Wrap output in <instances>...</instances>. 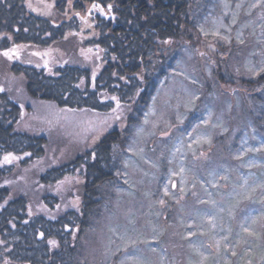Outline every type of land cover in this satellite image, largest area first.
<instances>
[{
  "label": "trees",
  "instance_id": "1",
  "mask_svg": "<svg viewBox=\"0 0 264 264\" xmlns=\"http://www.w3.org/2000/svg\"><path fill=\"white\" fill-rule=\"evenodd\" d=\"M221 1L72 0V9L77 12L84 11L86 7L92 9L93 4H99L104 9L103 15L98 10L91 11L95 12L92 18L95 34L86 43V54L80 58L79 54L67 53L68 60L49 63L51 66L12 64L11 72L23 78L25 91L31 99L52 103L59 108L110 113L117 108L112 97H117L120 108L132 110L128 125H138L159 88L175 74L182 75L184 69L192 67L191 61L200 59L201 25L213 21ZM109 5L111 12L108 11ZM62 7L63 3L58 5L63 12ZM224 20L228 23V16ZM80 24L77 16L54 23L48 17L31 12L25 0H4L0 3V51L15 45L50 48L61 43L66 36L79 33ZM261 31L262 23L255 33ZM240 40L244 41V37ZM259 50V47L251 50L249 57L253 62L260 55ZM211 73L213 76L216 74L213 85L209 82L202 87L209 102L199 112L194 109L191 120L178 125L173 121L169 129L177 128L174 142L166 141L167 144H163L165 149L162 145L160 147L165 150L164 157H168L175 139L181 138L191 144L195 138L200 141L201 137L204 138L202 144L208 149H201V152L205 158L196 162L193 169L196 174L190 177L202 197L190 202L192 193L189 192L184 198L186 205L192 207V223L195 220L199 223L212 214L215 218L219 215L224 224L225 219L230 221L225 217L224 208L234 206L231 221L234 227L230 223L232 231L229 236L235 243L236 238L242 239V258L253 259L257 255L248 248L249 237L245 232L243 235L242 231H238L237 223L243 228L251 226L253 231L254 227L257 230L256 222L260 221L264 232V72L236 79L227 78L219 69ZM176 79L179 77L176 76ZM216 99L223 100V111L212 104L211 101ZM19 114L15 100L0 92V204L4 205L0 208V241L5 242L0 245V253H3L4 247L10 248L11 252L6 255L11 258L12 264H85V253H88L85 243L89 241L91 246L95 242L90 237L96 230L105 233L107 245L104 250L115 252L109 244L113 238L116 239L112 231L120 220L111 223L108 219L117 218L113 215L118 211L115 201L118 200L119 189L122 192L125 190L120 199L122 203L133 200L132 204H136L137 208H144L143 202L152 203L149 208L152 216L149 215V218H154L158 230H162V239L157 242L156 248L163 246L162 242L166 240L164 234L171 222L170 214L166 216L158 211L162 207L160 200L167 205V198L159 190L167 170L165 159L158 162L159 167L155 170V176H159L157 181L147 175L145 180L148 183L151 181L147 183L148 187H144L142 192L131 190L128 183H119L124 165L128 163L126 152L129 141L122 137L124 133L120 137L119 132L111 131L83 155H77L72 163L44 171L39 168L41 172L32 170L28 180L21 176L28 166L38 164L44 158L47 142L45 137L18 130ZM205 120L207 123H204ZM146 148L152 150L154 156L158 154V148L153 143ZM9 154L20 156V162L5 163L4 157ZM77 173L82 181L79 194L75 189L62 187ZM131 183L136 185L133 181ZM227 194H232V199L214 209L215 199ZM127 196L133 199L128 200ZM171 200L177 201L175 205L179 204V210L183 212L180 197L176 195ZM199 204L203 208L201 211L195 207ZM248 205H251V217L245 216V219L250 220L242 222L240 213ZM167 209L171 210V207ZM181 212L176 214V220L173 219L176 223L184 222ZM236 212H239V218H236ZM121 221L123 229L124 222ZM131 222L125 225L124 234L132 232L134 222ZM182 228L183 232H179L178 237L166 242L177 244L180 241L184 256L197 264L191 248L194 244L190 245V241L185 239L189 227ZM121 229L117 230L123 233ZM254 233L258 234L257 231ZM49 239H55L58 246L50 249ZM147 247L138 262L144 261L146 254L151 256ZM148 258L144 264H149ZM208 258L199 264H214ZM217 264L222 263L218 261Z\"/></svg>",
  "mask_w": 264,
  "mask_h": 264
},
{
  "label": "rangeland",
  "instance_id": "2",
  "mask_svg": "<svg viewBox=\"0 0 264 264\" xmlns=\"http://www.w3.org/2000/svg\"><path fill=\"white\" fill-rule=\"evenodd\" d=\"M62 3L63 12L58 9V5L61 6ZM25 4L34 14L48 17L54 23H60L72 16H77L81 21V30L79 33L66 36L61 43L47 49L26 45L12 46L5 51L17 46L20 47L17 48L16 55H13L11 59L2 55L5 51H0V92L9 96L18 104L20 109L18 130L45 137L47 142L44 158L38 164L28 166L20 176L27 179L30 173L33 172L32 170L41 172V170L44 171L57 165L70 164L77 155H83L102 136L111 131L119 132L120 137L122 136L121 133H124L122 137L129 141L127 154L125 153L128 163L127 166L124 165L122 174L119 177L120 184L124 181V183L131 185V190L137 189L138 192H142L144 187H148V182L145 180L147 175L153 177L154 180L156 178V181L158 180L159 176H155V170L159 167L158 162H164L165 159L167 163V170H165V176H163L164 181L159 188L162 195L167 198V205L163 203L158 211L162 215L166 214L167 216L170 214L168 216L171 217V222L167 233L164 234L166 240L162 242L163 246L158 243L161 251L156 248V244L162 239V230H158L154 218H149L151 213H149V208L152 203L149 201L143 202L144 208H137L136 204H132L133 200L130 202L124 200L122 203L120 199L124 196L122 193L125 190L122 192L119 189L118 200L115 201V207L118 211L113 215L117 218L109 217L108 219V222L111 223L120 220L119 225L112 231V236L116 239L113 238L112 243L109 244L110 249L116 251L111 252L108 249L110 251L108 253L107 250H104L107 245L104 240L105 233L96 230L93 232L94 236L90 237L95 242L91 243V246L89 241L85 243V249L88 251V253H85V264H142L148 257L149 264H195V262L189 261L188 257L184 256V252L180 248V241H177L178 245L172 243V241L166 242L168 239L178 237L179 232H183L182 227L186 228V225L187 228L189 227V234H186L185 239L190 241V245L194 244L191 248L195 253L197 264L204 262L208 257L214 264H217L218 261H221L222 264H264V236L262 235L264 232L260 221L256 222L257 230L256 227L253 229L258 234L249 236L245 233L249 237L247 241H250L247 243L248 248L252 249L254 255H257L253 259L242 258L243 256H240V251L244 248V243L240 242L242 239L236 238L237 242L235 243L232 236H229L232 231L230 223L233 220L234 206L224 208L223 211L227 215L225 217L230 218V221L225 219L224 224L220 221L221 217L219 215L215 218L212 214L211 217L208 216L210 218L205 220L203 218L199 223L196 220L192 223L193 216L190 211L192 207L186 205L187 202L184 198L189 192L192 193L189 199L190 202H196V197H202L200 189L192 184L190 177L192 174H196V172H193L196 162L200 158H205V154L201 152V149L203 151L208 149L204 148L205 144H202L204 138L201 137V141L195 138L191 144L183 142L181 138L175 139L176 142L169 149L168 157H164L163 153L165 152L163 144L166 145V141L169 142L170 140L174 142V133L177 128L175 129L174 126L171 130L169 129L173 121L178 125L191 120L193 110L199 112L203 109L204 104L209 102L207 100L209 98L204 94V88L202 87L209 82L213 85L216 78V74L213 76L211 73L213 70L219 69L226 74L227 78L236 79L258 74L248 71V67L255 69L264 67V0H222L213 21L201 25L200 40L203 55L200 54L199 60L190 62L192 67L184 69L186 75L184 73L182 75L175 74L179 79L174 76L159 88L143 119L135 126L128 125L127 120L132 115V110L129 109H117L115 107L116 111L112 110L110 113H98L85 109L70 110L59 108L52 103L31 99L27 95L23 78L11 72V65L27 63L42 67L49 63L66 61V58L68 60L70 57L67 53L79 54L81 58L87 52V41L95 34L92 22L95 12H89L87 7L81 12L74 11L72 6H69V0H25ZM253 4L257 6L252 7ZM29 5L31 6L29 7ZM257 8L258 10L255 11ZM225 16H228V23H225ZM261 23L263 31L256 34L255 32ZM213 32H219L220 36L227 39H220L211 35ZM204 33H209V35H204ZM242 36L244 37L243 44L238 42V39L240 40ZM254 47L260 48V55L253 62L249 55ZM81 60L84 61V59ZM51 64L49 65L51 66ZM223 87L226 88V86ZM194 97H198V99H194ZM199 101L200 103H198ZM222 101L216 99L211 102L223 111ZM194 103H196V106L193 108ZM220 109L218 108V110ZM117 115L120 116L118 120L115 119ZM141 129L142 131H140ZM159 139H162V141ZM205 141H207L206 138ZM150 143L158 148V154L155 156L152 150L148 151L146 148ZM161 145L164 149H161ZM11 156L15 159H12L10 163L20 162V156ZM184 160L186 161L184 162ZM146 171L147 174H145ZM19 181L22 182L23 179H19ZM132 181L136 185L132 186ZM81 184V176L77 173L75 177L66 180L62 187L70 190L75 189V192L78 193L81 190ZM173 184H175V187H173ZM165 189H167L168 195L164 194ZM126 194L129 195V191ZM176 195L182 201L183 212L179 210V204L175 205L178 202L171 200ZM131 197L127 196V199L131 200ZM230 199H232V194L218 197L213 203L215 206L213 208L216 209L219 204H224ZM172 202L175 206L171 205ZM168 207H171V210L167 209ZM195 207H199L198 210L200 211L203 209L201 204ZM136 208L137 210L134 211ZM250 208L251 205H248L240 213L242 214V222L250 220L245 219V216L251 217L249 214ZM180 212L183 215L184 222L178 221L176 223L175 216ZM197 213L200 215L199 212H195L196 215ZM133 214L135 215L133 216ZM235 214L238 215L236 218H239V212ZM133 218H135V221ZM173 219L175 220L173 221ZM121 220L124 222L123 229H121ZM130 222L131 224L134 222V228L130 234H124L125 225H129ZM231 224L233 226V222ZM237 224L238 231H242L241 233L244 235L243 225ZM117 229H121L123 233H120ZM116 232L119 233L116 234ZM118 237H122V239H118ZM144 241H147V243ZM168 244L170 245L167 246ZM146 247L151 256L146 254L144 261L138 262L141 258L140 255H144ZM153 248L156 249L155 252L151 250ZM233 252H235V255H233Z\"/></svg>",
  "mask_w": 264,
  "mask_h": 264
},
{
  "label": "snow or ice",
  "instance_id": "3",
  "mask_svg": "<svg viewBox=\"0 0 264 264\" xmlns=\"http://www.w3.org/2000/svg\"><path fill=\"white\" fill-rule=\"evenodd\" d=\"M0 3H4V0H0ZM30 6H31V5H29V7H30ZM69 6L71 7V0H69ZM237 6L239 7V5H237ZM256 6H257L256 4H253V5H252V7H256ZM93 9L98 10V11L101 13V15L104 14V9L101 8L99 4H93V5H92V9H89V12H91ZM108 11L111 12V5H109V7H108ZM77 15H79V13H77ZM233 22H234V21H233ZM204 35H209V33H204ZM211 35H213V36H217V37H219L220 39H225V40L227 39L226 37L220 36L219 32H213V33H211ZM8 38L11 39L10 36H9ZM238 42L241 43V44L244 43L243 40H239V39H238ZM164 43L167 44V43H169V41H164ZM19 47H20V46H17L16 48L10 49L9 51H5V52L2 53V55H4L5 57H8L9 59H11L13 55H16V53H17V48H19ZM33 54L35 55V53H33ZM201 55H203V53H201ZM17 58H18V57H17ZM247 70L250 71V72H254V73H260V72H264V67H261V68H259V69H255V68H253V67H248ZM93 75H95V73H94ZM121 79H123V77H121ZM112 99H113L114 101H116V103H117V109H119V108L121 107V105H120V102H119V100L117 99V97H112ZM130 99H132V97H130ZM194 99H198V97H194ZM126 107H127V106H126ZM113 111L115 112L116 109H113ZM115 119H117V120L120 119V116L117 115V116L115 117ZM145 123H147V121H145ZM204 123H207V120H205ZM140 131H142V129H141ZM137 134L139 135V132H138ZM165 135H167V133H165ZM177 151H179V149H177ZM12 159H15V157L11 156V154L6 155V156L4 157V162H5V163H10ZM125 166H127V164H126ZM181 171H183V169H181ZM173 187H175V184H173ZM164 194H165V195H168L167 189H165V193H164ZM6 203H7V201H5V204H6ZM160 203L163 204L164 201H163V200H160ZM3 207H4V205H3V204H0V208H3ZM57 207H59V205H58ZM29 215H30V216L32 215L31 210L29 211ZM255 222H256V221L253 220V224H254ZM25 223H27V221H25ZM244 231H245V233H246L247 235H249V236H253V235H255V233L251 230V226L245 227V228H244ZM41 236L43 237V233H41ZM118 239H122V237H118ZM225 239H227V237H225ZM144 242L147 243V241H144ZM4 243H5V242L0 241V245H3ZM48 244H49V246H50V249H51V248H56V247L58 246V245H57V241H56L55 239H49V240H48ZM151 250H152L153 252L156 251L155 248H153V249H151ZM10 252H11V249H10V248H8V247H4V248H3V253H0V264H12V260H11V258H10L8 255H6L7 253H10ZM233 255H235V252H233Z\"/></svg>",
  "mask_w": 264,
  "mask_h": 264
}]
</instances>
